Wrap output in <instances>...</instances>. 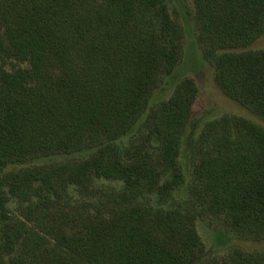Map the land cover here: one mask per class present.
I'll use <instances>...</instances> for the list:
<instances>
[{"label":"trees","instance_id":"trees-1","mask_svg":"<svg viewBox=\"0 0 264 264\" xmlns=\"http://www.w3.org/2000/svg\"><path fill=\"white\" fill-rule=\"evenodd\" d=\"M193 4L215 82L264 120V50L240 51L264 35V0ZM149 12L161 16L169 43L132 38L138 16ZM183 40L184 28L161 0H0V264H206L193 224L173 218L156 227L134 202L139 191L169 194L183 183L180 159L200 97L192 76L143 121L148 140L159 144L156 158L127 162L111 148L7 173L127 134L178 67ZM205 134L211 151L195 167L200 199L208 213L228 215L231 231L263 242L264 128L227 115ZM95 179L123 183L125 205L101 218L58 208L71 186ZM229 264H264V248L235 246Z\"/></svg>","mask_w":264,"mask_h":264},{"label":"rangeland","instance_id":"rangeland-1","mask_svg":"<svg viewBox=\"0 0 264 264\" xmlns=\"http://www.w3.org/2000/svg\"><path fill=\"white\" fill-rule=\"evenodd\" d=\"M168 8L173 21L184 28L182 58L174 73L164 76L159 87L153 92L149 109L143 118L124 135L113 132L98 142L86 145L81 152L72 154L43 155L31 165L10 166L7 173L18 172L32 165H50L63 162H79L95 156L100 150L111 148L121 150V158L133 162L137 158L150 160L158 155L157 142L148 140L143 121L152 115L167 99L175 86L185 77L192 76L200 88L197 101V112L193 126L184 139L180 167L184 174L183 183L169 194L160 192L136 193L135 203L144 208L150 222L162 227L161 221L183 219L185 224H193L201 239L202 260L206 264H229L235 246L247 250L263 249L264 241L240 237L231 231L228 215L208 213L207 203L200 199L195 185V167L211 145L205 138L208 127L224 116L243 117L264 128V120L246 106L227 97L215 82L214 67L205 60L203 48L198 42V27L193 0H161ZM161 16L158 12H149L138 16L132 28V38L140 41L149 35L156 37L159 43H169L170 38L162 32ZM243 50H264V35L250 47ZM111 152V151H110ZM108 152V153H110ZM171 179V176H167ZM128 193L123 183L95 179L87 186H71L58 204V208L71 214L82 213L90 217H109L110 214L124 204L123 195ZM11 215L17 216L18 202L11 199L9 203ZM160 235L167 234V229L160 228Z\"/></svg>","mask_w":264,"mask_h":264}]
</instances>
